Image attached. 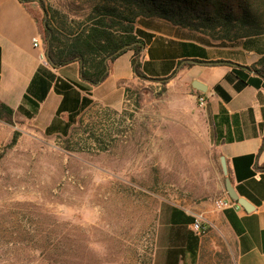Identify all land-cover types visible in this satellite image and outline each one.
I'll return each instance as SVG.
<instances>
[{
    "label": "rangeland",
    "instance_id": "rangeland-1",
    "mask_svg": "<svg viewBox=\"0 0 264 264\" xmlns=\"http://www.w3.org/2000/svg\"><path fill=\"white\" fill-rule=\"evenodd\" d=\"M43 1L67 28L100 2ZM125 84L120 108L93 104L67 135L19 115L0 120V264H153L160 213L172 204L201 226L194 264H234L200 91L180 77Z\"/></svg>",
    "mask_w": 264,
    "mask_h": 264
},
{
    "label": "crops",
    "instance_id": "crops-1",
    "mask_svg": "<svg viewBox=\"0 0 264 264\" xmlns=\"http://www.w3.org/2000/svg\"><path fill=\"white\" fill-rule=\"evenodd\" d=\"M35 13L40 18L36 2L0 0V102L49 135L67 133L73 119L95 103L120 108L127 96L125 82L138 77L133 51L117 56L111 74L90 87L80 77L78 61L62 66L49 61ZM136 26L150 33L138 58L146 77H180L190 85L194 80L206 85L202 94L211 145L218 160L224 156L235 192L249 203L248 210L237 202L220 210L232 238L234 264H264V79L252 71L257 83L237 88L232 71L234 64L257 62L264 69V33L221 42L157 19ZM34 37L41 47L33 46ZM194 219L179 205L161 210L153 264H167L169 249L176 248L185 250L177 264H194L187 249L191 235L199 237L192 228ZM200 243L199 237L195 263Z\"/></svg>",
    "mask_w": 264,
    "mask_h": 264
},
{
    "label": "trees",
    "instance_id": "trees-1",
    "mask_svg": "<svg viewBox=\"0 0 264 264\" xmlns=\"http://www.w3.org/2000/svg\"><path fill=\"white\" fill-rule=\"evenodd\" d=\"M20 1L25 4L36 2L41 11L40 18V14H35L49 61L55 66L78 61L80 77L90 87L111 74L113 60L126 50L133 51L131 63L135 75L146 77L138 61L150 34L136 26L142 17L145 18L141 19L143 22L159 18L221 42L264 33V0H100L86 20L69 28L65 27L59 11L47 7L43 0ZM260 64L232 65L237 88L257 83V78L251 76L252 71L264 79V69ZM167 79L159 80L165 82ZM13 114L12 108L0 102V120L11 123ZM25 115L30 116L29 113ZM17 134L15 131L11 143L16 141ZM263 145L264 139L261 147ZM198 242V235H191L187 249L192 263H195ZM184 251L182 248L169 249L167 264H177L179 255L182 257Z\"/></svg>",
    "mask_w": 264,
    "mask_h": 264
},
{
    "label": "water",
    "instance_id": "water-1",
    "mask_svg": "<svg viewBox=\"0 0 264 264\" xmlns=\"http://www.w3.org/2000/svg\"><path fill=\"white\" fill-rule=\"evenodd\" d=\"M192 86L201 92H205L207 89L205 84H203L197 80H194L192 82ZM219 161H220L221 170H222V173L224 176V187H225V191H226L228 197L230 199L236 201L237 204L242 206L244 209L248 210L249 209V203L247 202L246 199H244L243 197H239L237 195V193L235 192V190L231 184L229 177L227 176V165H226V161H225L224 156H220Z\"/></svg>",
    "mask_w": 264,
    "mask_h": 264
},
{
    "label": "built area",
    "instance_id": "built-area-1",
    "mask_svg": "<svg viewBox=\"0 0 264 264\" xmlns=\"http://www.w3.org/2000/svg\"><path fill=\"white\" fill-rule=\"evenodd\" d=\"M33 46L34 47H41V43H40V39L39 37H34L33 38ZM40 57L41 58H44L45 57V54L43 52H41L40 54ZM198 101L199 103L202 105V106H205L206 105V98L203 94H200L199 97H198ZM218 206H220V208H223V207H226V206H231L234 204L233 200L230 199L229 197H225V198H222L220 199L218 202H217ZM192 228L193 230L196 232V233H199V229L201 228V226L199 225L198 221H194L193 224H192ZM203 228V226H202Z\"/></svg>",
    "mask_w": 264,
    "mask_h": 264
}]
</instances>
